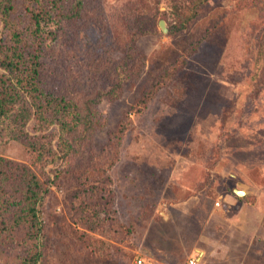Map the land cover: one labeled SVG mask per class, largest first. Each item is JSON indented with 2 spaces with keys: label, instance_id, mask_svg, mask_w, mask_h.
<instances>
[{
  "label": "rangeland",
  "instance_id": "obj_1",
  "mask_svg": "<svg viewBox=\"0 0 264 264\" xmlns=\"http://www.w3.org/2000/svg\"><path fill=\"white\" fill-rule=\"evenodd\" d=\"M140 1L83 0L42 52L41 87L80 121L53 181L38 172L41 264H210L264 242V0H210L177 35L171 0H145L156 31L128 50L116 35ZM0 156L33 169L21 142ZM20 236L0 231V264H17Z\"/></svg>",
  "mask_w": 264,
  "mask_h": 264
},
{
  "label": "trees",
  "instance_id": "obj_2",
  "mask_svg": "<svg viewBox=\"0 0 264 264\" xmlns=\"http://www.w3.org/2000/svg\"><path fill=\"white\" fill-rule=\"evenodd\" d=\"M185 1H170L176 20L170 35L183 32L210 0ZM143 2L127 8L126 17L134 22V30L115 34L119 44L128 43V50L140 37L156 31L158 2L153 7L147 3L146 11L141 12ZM82 7L83 0H24L22 5L0 0V144L21 142L33 166L0 156V231H22L16 247L21 253L17 264L42 263L41 207L49 190L38 172L53 181L44 168L51 166L58 171L62 161L69 158L74 151L70 137L80 121L75 103L45 93L41 87V55L44 47L56 40L62 24L80 16ZM31 123L34 134L28 130ZM55 174L57 178L59 172Z\"/></svg>",
  "mask_w": 264,
  "mask_h": 264
},
{
  "label": "crops",
  "instance_id": "obj_3",
  "mask_svg": "<svg viewBox=\"0 0 264 264\" xmlns=\"http://www.w3.org/2000/svg\"><path fill=\"white\" fill-rule=\"evenodd\" d=\"M235 195L238 198L242 197L238 196L237 194ZM245 195H247V192ZM237 229L240 230L239 227ZM242 233L245 232L242 231ZM247 239L248 240L246 244L248 247L242 249L241 247L236 248L233 245L231 248L229 246L226 248L227 253H225L224 257L217 254L215 258L216 260H213V263L210 262V264H264V259H259V257L262 255V252H264V242H261L260 246H254L252 243L253 238L249 236ZM214 246L215 245H213V253H216V251L218 253L219 246ZM199 253L200 255H203L204 251L201 250Z\"/></svg>",
  "mask_w": 264,
  "mask_h": 264
},
{
  "label": "water",
  "instance_id": "obj_4",
  "mask_svg": "<svg viewBox=\"0 0 264 264\" xmlns=\"http://www.w3.org/2000/svg\"><path fill=\"white\" fill-rule=\"evenodd\" d=\"M235 194H237L238 196H244L245 194H246V192L245 191H241V190H237V189H235Z\"/></svg>",
  "mask_w": 264,
  "mask_h": 264
},
{
  "label": "built area",
  "instance_id": "obj_5",
  "mask_svg": "<svg viewBox=\"0 0 264 264\" xmlns=\"http://www.w3.org/2000/svg\"><path fill=\"white\" fill-rule=\"evenodd\" d=\"M142 263H143L142 260H139V261L137 262V264H142ZM191 263H192V264H195L196 262H195V261H191Z\"/></svg>",
  "mask_w": 264,
  "mask_h": 264
}]
</instances>
